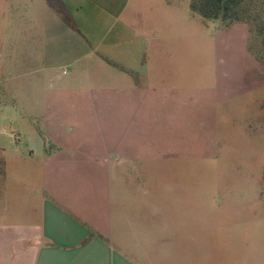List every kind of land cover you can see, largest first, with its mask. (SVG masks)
Instances as JSON below:
<instances>
[{"label": "rangeland", "instance_id": "374dc122", "mask_svg": "<svg viewBox=\"0 0 264 264\" xmlns=\"http://www.w3.org/2000/svg\"><path fill=\"white\" fill-rule=\"evenodd\" d=\"M257 2L225 26L192 0H0V196L43 187L135 264H264Z\"/></svg>", "mask_w": 264, "mask_h": 264}, {"label": "crops", "instance_id": "0c3cea01", "mask_svg": "<svg viewBox=\"0 0 264 264\" xmlns=\"http://www.w3.org/2000/svg\"><path fill=\"white\" fill-rule=\"evenodd\" d=\"M139 45L137 51L134 46L117 42L109 46L119 48L122 53L118 58L128 66L141 67L146 47ZM30 141L34 156L43 155V139L35 136ZM4 181L5 178H0V190ZM24 186L23 182L16 183L0 196V213L11 215L0 220V264H135L126 250L117 249L110 240L93 233L64 210L58 198L45 197L43 187L29 193L28 186ZM23 190L25 198L32 201H26L21 210ZM9 200L12 201L10 208Z\"/></svg>", "mask_w": 264, "mask_h": 264}, {"label": "trees", "instance_id": "16d2710c", "mask_svg": "<svg viewBox=\"0 0 264 264\" xmlns=\"http://www.w3.org/2000/svg\"><path fill=\"white\" fill-rule=\"evenodd\" d=\"M249 1L252 0H192L191 8L206 19L220 20L225 26H228L245 19L243 13L249 12L248 8L251 5L248 4ZM259 7L264 9V0H258L254 11H258ZM257 31L264 35V23L257 25Z\"/></svg>", "mask_w": 264, "mask_h": 264}, {"label": "built area", "instance_id": "2783aa9c", "mask_svg": "<svg viewBox=\"0 0 264 264\" xmlns=\"http://www.w3.org/2000/svg\"><path fill=\"white\" fill-rule=\"evenodd\" d=\"M64 74H66V71L64 72Z\"/></svg>", "mask_w": 264, "mask_h": 264}]
</instances>
